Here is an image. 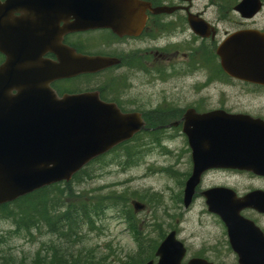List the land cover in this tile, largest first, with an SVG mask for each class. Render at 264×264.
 Returning <instances> with one entry per match:
<instances>
[{
    "label": "flooded vegetation",
    "instance_id": "obj_1",
    "mask_svg": "<svg viewBox=\"0 0 264 264\" xmlns=\"http://www.w3.org/2000/svg\"><path fill=\"white\" fill-rule=\"evenodd\" d=\"M61 1L0 3V13L6 16L0 24V68L6 69V76L0 77V100H3L0 108L12 111L19 84L29 85L34 92L38 70L58 63L54 49L49 47L55 48L56 38H61V44L76 55L109 58L115 64L96 72L58 78L49 85L52 92L58 98L96 94L100 101L116 105L122 113L140 116L146 132L162 128L163 157L177 165V171L175 165L163 171L166 175L175 171L183 179L177 206L180 214L192 211L196 205L201 209L199 213L209 214L203 193L211 189L231 190L240 198L254 192L264 193L260 166L247 163L233 168L229 162L232 138L237 145H246L248 139L264 145V86L229 76L217 55L219 46L231 34L258 26L238 16L240 21L235 29L223 30V20L195 12L193 0H138L149 4L152 10L145 11L143 28L132 35L119 36L109 29L66 32L72 20H67L60 9L51 5ZM158 7H165L167 12L155 14L153 10ZM196 17L209 24L207 37H200L191 29L190 20ZM40 37L46 39L40 58L43 64L35 52L40 47ZM153 85H161V96H152ZM185 86L190 89H180ZM237 86L245 87L247 92H232ZM186 117L193 118L188 122L196 124L190 126V136L185 132ZM231 119L238 124L234 129L227 125ZM245 120L253 124L248 126ZM203 122L210 125L204 126ZM146 147L150 145L145 144ZM196 169L201 171L199 183L185 206L186 182ZM241 215L264 234L263 213L249 207ZM224 233L229 252L237 261L225 228ZM177 234L189 257L187 242L178 231Z\"/></svg>",
    "mask_w": 264,
    "mask_h": 264
},
{
    "label": "water",
    "instance_id": "obj_2",
    "mask_svg": "<svg viewBox=\"0 0 264 264\" xmlns=\"http://www.w3.org/2000/svg\"><path fill=\"white\" fill-rule=\"evenodd\" d=\"M51 5L60 9L66 18L73 19L67 29L70 32L109 28L119 35L133 34L142 26L145 11L150 9L149 4L138 0H62ZM261 7L260 0H242L235 10L245 18H252ZM153 12L167 10L161 7ZM4 17L0 13V24ZM190 26L201 37L208 36L209 26L202 20H190ZM41 53L39 48L38 56ZM55 53L63 67L52 70L53 75L49 68H40L34 92L27 84L17 85L19 94L13 99L12 111H6L3 106L0 108V205L59 181H69L88 162L143 128L139 116L122 115L114 106L101 102L92 94L57 99L46 85L54 78L64 76L57 72L71 71L64 68L66 61L79 63L82 69L77 72L96 71L113 61L83 56L72 61L57 42ZM218 55L231 77L264 86L263 33L250 30L230 35L219 47ZM1 71L0 77L6 76V69ZM192 119L185 118V132L189 136L190 126L196 125L188 122ZM234 120L227 124L232 129L238 125ZM245 122L248 126L253 124L248 120ZM202 125L210 124L203 122ZM246 142V145H237L236 139H231L230 166L243 167L248 163L260 166L261 174H264V145L260 146L252 139ZM200 174L201 171L196 169L186 184V204L191 200ZM204 196L210 211L227 227L231 246L239 257L238 264H264V236L252 222L240 216L241 210L249 206L264 212V194L253 193L240 199L231 191L213 189ZM142 207L135 204L136 210ZM185 254L184 245L173 231L158 247L156 264H183ZM187 264L214 263L194 258Z\"/></svg>",
    "mask_w": 264,
    "mask_h": 264
},
{
    "label": "rangeland",
    "instance_id": "obj_3",
    "mask_svg": "<svg viewBox=\"0 0 264 264\" xmlns=\"http://www.w3.org/2000/svg\"><path fill=\"white\" fill-rule=\"evenodd\" d=\"M228 1L230 3L224 4L221 8L215 5L217 0H193V9L195 12L207 14L209 18L223 20L221 22L223 30L235 29L240 18L232 7L240 0ZM248 23L264 27V8ZM152 87V96H161V85ZM180 89L188 90L190 87ZM232 92L243 93L247 92V89L237 86L232 88ZM151 142V136L147 135L132 145L136 146L135 151L139 154L134 164H127L124 159L117 164V160H113V165L102 168L101 162L95 163L88 169L94 179L84 184L76 182L73 186L80 194L81 202L88 203L89 199L94 198L98 201L103 196L115 199L122 195L127 198L120 208L112 207L101 220H96L97 230L90 232L86 226L83 230L81 228L80 240L54 237L47 231V227L35 231L31 238L27 237L25 231H19L21 234L18 235L13 232L15 230L13 221L0 217V256L5 257L4 261L0 258V264H33L34 260H38V257L35 259L37 252L40 251L39 254L44 256L43 253L48 246L60 242H65L64 247L71 250L67 253L69 260L82 249L83 254L80 257L85 261L87 250L92 249L98 256L107 255L108 264H120L119 261L126 259L129 261L128 257L136 254L140 246H148L149 250L152 246L158 245L163 235L173 229H177L180 238L187 242L189 257H203L215 263L237 264L229 252L224 228L216 217L204 212L199 213L201 209L198 205L184 215L179 213L177 206L183 179L175 171L169 175L164 173L163 169L175 164H171L173 162L167 158V161L164 159L162 147L144 148L146 143ZM114 157L112 154L107 158L112 160ZM175 169L177 171V165ZM180 169L185 170L184 167ZM65 197L67 199L63 200L66 201L63 204L77 201L74 194ZM133 201L145 204V210L134 213ZM61 203L59 201V204ZM125 210L130 212L131 225L122 220Z\"/></svg>",
    "mask_w": 264,
    "mask_h": 264
},
{
    "label": "trees",
    "instance_id": "obj_4",
    "mask_svg": "<svg viewBox=\"0 0 264 264\" xmlns=\"http://www.w3.org/2000/svg\"><path fill=\"white\" fill-rule=\"evenodd\" d=\"M128 155L130 151H127ZM110 160H105L101 165L106 166ZM63 195V191H61ZM34 195L24 198L22 201L14 204L13 211H5V213L0 216L6 220H12L14 223L19 224L20 231H25L27 237H32L31 231L32 228L38 223V213L42 216L40 221H43L47 226V231L52 233L55 236H59L61 239L71 238L73 240H80L81 228L86 226L89 231L97 230L96 227V218H102L106 211L110 208L118 209L120 206L125 203L127 198L122 195L117 196L115 199L110 197L103 196L102 199L95 201L94 199H89V202H81L80 197L77 198L76 202H72L67 211L59 212L63 204H59V197L54 199L44 200L45 196L42 195L39 200V204L33 202ZM58 200V201H57ZM64 205V204H63ZM9 208L3 206L0 208V211ZM25 209L22 211H17ZM121 211V210H120ZM81 214L85 217H81ZM128 225H131L130 212L124 211L122 217ZM14 233H19V230H14ZM163 239V238H162ZM161 239V240H162ZM65 242H60L57 245L48 246L45 250L46 254L41 257V254H38V260H35L33 264H108L109 257L107 255L98 256L94 250L88 249L85 257L86 260L83 261L80 255L83 254L81 249L75 257H72L71 260L68 259L67 253L71 250L65 248ZM147 247L140 246L139 251L136 254L129 256V261L122 260L119 261L120 264H144L150 260L155 259V250L157 245L151 247L147 250ZM73 252V251H72ZM4 261L5 257L0 256Z\"/></svg>",
    "mask_w": 264,
    "mask_h": 264
},
{
    "label": "clouds",
    "instance_id": "obj_5",
    "mask_svg": "<svg viewBox=\"0 0 264 264\" xmlns=\"http://www.w3.org/2000/svg\"><path fill=\"white\" fill-rule=\"evenodd\" d=\"M0 3H3V0H0ZM25 14H27V13L25 12Z\"/></svg>",
    "mask_w": 264,
    "mask_h": 264
}]
</instances>
